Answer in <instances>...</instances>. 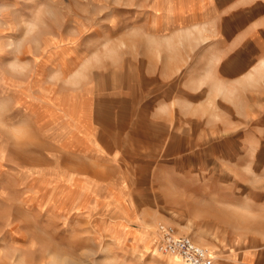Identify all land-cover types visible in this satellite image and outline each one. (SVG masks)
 Wrapping results in <instances>:
<instances>
[{"label": "rangeland", "instance_id": "374dc122", "mask_svg": "<svg viewBox=\"0 0 264 264\" xmlns=\"http://www.w3.org/2000/svg\"><path fill=\"white\" fill-rule=\"evenodd\" d=\"M108 2L0 0V264H178L159 224L264 264V77L198 90L203 32L138 46Z\"/></svg>", "mask_w": 264, "mask_h": 264}, {"label": "crops", "instance_id": "0c3cea01", "mask_svg": "<svg viewBox=\"0 0 264 264\" xmlns=\"http://www.w3.org/2000/svg\"><path fill=\"white\" fill-rule=\"evenodd\" d=\"M123 3V10L131 19L123 22V28L129 26L127 30L138 32V46L151 43L150 39L154 46L163 45L169 38L166 36L172 37V46H184L176 39L178 33L193 31V36L199 37L202 34L198 35L196 30L203 32L204 39L186 40L187 52L193 53L186 55L188 79L193 80L196 89L207 85L209 95L215 91L226 94L230 92L228 86H242L264 77V0H123ZM110 28L108 24L106 31ZM57 71L62 73L61 69ZM201 79L202 85L198 82ZM212 83L216 84L215 90Z\"/></svg>", "mask_w": 264, "mask_h": 264}, {"label": "built area", "instance_id": "2783aa9c", "mask_svg": "<svg viewBox=\"0 0 264 264\" xmlns=\"http://www.w3.org/2000/svg\"><path fill=\"white\" fill-rule=\"evenodd\" d=\"M158 251L178 256L186 264H213L214 257L208 250L188 235H178L169 225L157 226Z\"/></svg>", "mask_w": 264, "mask_h": 264}, {"label": "bare ground", "instance_id": "6f19581e", "mask_svg": "<svg viewBox=\"0 0 264 264\" xmlns=\"http://www.w3.org/2000/svg\"><path fill=\"white\" fill-rule=\"evenodd\" d=\"M263 65V64H262ZM165 256H169V257H172V258H174L177 262H178V264H186V263H184L178 256H176V255H171V254H167V255H165Z\"/></svg>", "mask_w": 264, "mask_h": 264}]
</instances>
